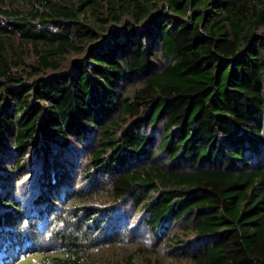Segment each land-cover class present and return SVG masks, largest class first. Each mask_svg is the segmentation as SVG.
Masks as SVG:
<instances>
[{"label":"trees","instance_id":"trees-1","mask_svg":"<svg viewBox=\"0 0 264 264\" xmlns=\"http://www.w3.org/2000/svg\"><path fill=\"white\" fill-rule=\"evenodd\" d=\"M79 151L88 189L175 261L264 264V0H0L2 264L31 254L14 231L36 213L7 184L35 170L42 209L64 202ZM58 238L37 264H106Z\"/></svg>","mask_w":264,"mask_h":264},{"label":"rangeland","instance_id":"rangeland-1","mask_svg":"<svg viewBox=\"0 0 264 264\" xmlns=\"http://www.w3.org/2000/svg\"><path fill=\"white\" fill-rule=\"evenodd\" d=\"M84 155L79 151L73 167H71L73 174L65 186L67 188V196L64 202H61V199L57 198L60 202L56 201L54 204L49 202L47 203L48 206L42 209L45 201H38L37 198L40 189L35 185V170H28L29 172L24 173V176L19 175L18 177H14L7 184V191H10L11 198L13 201L19 203L21 208L28 210L32 208V203L36 207V213L30 212L27 214L31 215L32 219H22L21 224L14 231L21 246L24 245V247L29 246L32 248L31 251L22 248L23 250L20 255H24L23 252L31 254L24 260L16 261V263L37 264L38 261H41L42 255L46 256L57 251L60 248L61 241L58 235L69 228L72 233H79L81 241H89L88 239H91V248L94 249L88 255L97 261L105 259L104 262L106 264H146L147 262H151L152 264H195L186 259L175 261V257L169 255L171 246L166 243V233L162 234L156 241V238L154 239L151 236L150 230L144 224H141L140 234H134V231H131V229L136 227V223L140 222L141 214L133 212L132 217L135 220L132 217L124 219V215L115 213L118 210L108 209L109 198L105 190L94 189L92 187L88 189V183H85L87 176H89L92 170L90 165L86 163ZM82 173H86V176L81 177ZM78 189L81 190L80 194L84 197L82 200L75 199L76 190ZM54 190H51V192ZM48 209L50 210L46 213ZM91 209L93 212L91 211L92 213L88 214ZM33 213H35V216ZM90 215H95V218H98L100 222L93 221L87 225L85 220ZM113 219H116V224L122 227H125L127 223L132 221L133 223L129 227H126V230L122 228L116 230L117 226L108 224ZM172 227L170 226L171 233L178 235L177 238L180 241H194L191 242L193 244L191 249H194L195 241L197 240H195L192 233L188 231L182 233L178 227ZM1 229H4V227ZM102 229H106V234L108 233V235L100 234ZM8 234L3 236V240L0 241V250L3 249L6 243H12L16 240L14 239V235ZM75 238L78 239V236ZM6 254V261L17 260L19 250L15 249L10 253L6 252ZM6 254H1L0 258ZM2 263L0 262V264Z\"/></svg>","mask_w":264,"mask_h":264}]
</instances>
